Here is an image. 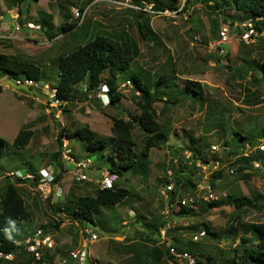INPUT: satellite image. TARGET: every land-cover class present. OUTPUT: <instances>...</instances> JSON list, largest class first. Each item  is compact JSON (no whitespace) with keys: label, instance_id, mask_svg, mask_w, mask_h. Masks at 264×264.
<instances>
[{"label":"rangeland","instance_id":"rangeland-1","mask_svg":"<svg viewBox=\"0 0 264 264\" xmlns=\"http://www.w3.org/2000/svg\"><path fill=\"white\" fill-rule=\"evenodd\" d=\"M140 1L138 6L134 0H26L21 6L22 12H19L10 0H0V53L35 63L44 71L42 81L38 83L40 87L31 89L16 86L12 79L0 72V137L11 143L20 129L32 131V138L24 149L10 146L6 156L0 160V195L7 180L14 182L32 213L31 221H22L16 227L19 231L22 228L20 232L27 236L42 227L54 243L52 248L43 251L48 256L46 262L32 260L29 263L26 253H23L14 255L11 260L2 259L0 264H76L69 258V252L81 243L85 227H90L97 235L88 246L92 264H174L164 253L161 256L145 255V260L140 261V255L135 256V252L159 245V235L151 234L144 224L155 223L160 227L165 219L162 211L168 203L162 191L166 182H160V179L168 181L167 170L172 161L176 167L179 160L183 161L184 154L189 153L190 137L196 139L197 145L203 146L201 149L207 145L210 150L212 145L217 146L219 149L215 153L207 150L210 157H221L222 145L237 142L234 132L250 137L249 142L245 140L240 144L247 142L246 150L250 148L248 143L257 149L264 145V82L260 70L248 64L252 59L264 62V41L257 34L244 40L243 36L251 27L247 22L238 24L237 20L230 25L232 17L239 15L231 7V0H217L218 8L213 7L212 0H197L186 13H177L164 6L163 11L154 8V5L162 6L170 0ZM184 2L178 0L176 5L179 9ZM84 8L86 14L78 28H72L66 34L57 31L65 21L78 20L74 12H81ZM138 11L141 18L148 21V33L152 35L149 40L143 39L139 33ZM28 23L33 27H27ZM222 27L227 29V39L219 42ZM98 33L121 42L134 43L139 50L132 69L118 79L124 95L119 107L109 106L105 87L90 99H86L82 92L73 101L55 106L46 91L56 81L55 65L59 56ZM220 49H223L222 53ZM141 70L149 74L153 83L160 74L167 77L162 89L166 91L163 97L170 103L157 101L154 104L156 121L167 133V139L161 147L150 150L146 176L132 175L128 171L125 181L117 179L118 184L128 188L131 194L117 205L101 206L95 226L72 223L68 209L73 197L95 194L99 188V172L107 167L106 164L97 165L93 161L87 171L89 180L85 181L75 180L71 167H67L61 172L60 180L54 186L50 185L49 192L39 190L31 183L34 181L15 183L16 178L12 175L6 179L10 172L28 171L29 166L37 173V183H40L44 170L54 174L55 162L51 153L59 150L57 136L61 128L67 132L88 125L99 137L109 138L112 136L110 116L125 120L137 117L140 112L133 98L138 99L139 94L133 92L128 75ZM127 80L131 86L122 87L121 84ZM44 83L48 86H43ZM195 85L203 90V104L183 97L185 88ZM77 87L84 89L82 84ZM144 136L136 125L133 139L137 148L143 144ZM61 141V151L68 150L75 160L86 156L77 137L61 136ZM239 156L224 159L217 169H222V177L214 180L212 192L218 199L224 198L225 194L259 196L256 207L240 211L235 210L232 204L210 207L208 201L215 199L199 191L200 203L192 215L172 214L169 218L174 229L171 234L181 244L189 245L192 234L196 232L190 228H200L203 223L222 233L223 238L205 235L192 246L205 257L210 255V264H225L234 257L233 248L238 241L234 238L243 233L237 228V235L231 238L228 235L229 230L238 225L237 216L244 223H264V167L252 169L243 163L232 165ZM235 167L241 172H227V168ZM211 170L212 165L201 168L203 174ZM245 174L249 176L244 177ZM194 180L200 181L201 177L197 175ZM145 231L152 242L146 240ZM140 245H145V248Z\"/></svg>","mask_w":264,"mask_h":264},{"label":"trees","instance_id":"trees-1","mask_svg":"<svg viewBox=\"0 0 264 264\" xmlns=\"http://www.w3.org/2000/svg\"><path fill=\"white\" fill-rule=\"evenodd\" d=\"M10 1L13 5L17 6L19 12H22L21 6L26 0ZM33 1L37 2L39 0ZM170 1L162 6L156 4L154 8L163 11L164 9L162 7L164 6L166 9H171L177 13H186L197 0H185L180 9L179 5H176L178 0ZM212 1L214 4L213 7L218 8L220 5L219 2L217 0ZM134 2H137L136 5L138 6L141 5V3H139L141 2L140 0H134ZM230 5L239 12V15H234L232 20L229 21L230 25H233L237 20L240 22L238 24L247 22L248 25L250 24L252 26L251 29L253 32L251 35H260V40L264 41V0H231ZM136 15L138 18L137 27L140 35L143 39L146 38L149 40L152 38V35L148 33L149 24L147 19L141 18L139 11ZM80 25L78 20L72 22L65 21L58 27L57 31L66 34L67 31L72 28H78ZM248 30H250V27ZM138 54L139 50L134 43L128 41L121 42L110 36L99 33L91 35L83 44H77L73 50L68 53H62L59 56L55 65L56 81L52 85V88L55 89L54 99L64 104L73 101L75 96L82 92L87 99L96 95L104 86L106 88L109 106L119 107L120 100L124 98V95L119 88L118 79L122 77V74L125 73L126 75L127 71L132 69V63ZM252 60L248 62V64H253L255 68L260 70L261 80L264 82V62ZM0 72L8 79L15 80L21 77H28L37 82L42 81L44 75V71L35 63L20 60L2 53H0ZM128 76H130L132 82L133 92L139 94L138 99L135 100L133 98L136 107L139 109V115L127 120L122 117L110 116L112 120V136L109 138L99 137L97 132L90 129L88 125L67 132L64 128H61L57 136L59 150L51 153L52 160L55 162L51 185L54 186V184L60 180L61 172L65 171L68 167L62 160L61 136L66 138L77 137L86 151V156H83V158H89L92 163L94 161L97 165L100 163H103V165L106 164L107 167H104V169L114 173L117 179L123 178L125 181L127 179L125 174L128 171H130L132 175L139 174L141 176H146L145 173L148 170L150 150L154 147H161L167 139V133L156 121V111L154 107L157 101H161L167 105L170 103V101L163 97L166 91L162 89V87H164L162 84L167 77L166 75L160 74L153 83L150 80L149 74L143 70L140 72H131ZM79 84L84 85V89L82 87L79 89L77 87ZM183 92V97L187 96L202 104L205 102V95L199 85L186 87ZM175 101L176 100H173V102ZM136 125L145 134L144 142L140 148H137L138 146L133 139V128ZM233 135L237 142L232 141L222 145L223 155L221 157L218 155L210 157V153H208L210 146L207 145L208 149L207 147L201 149L203 146L199 143V145H197L196 139L190 137V142L192 143L189 151L190 156L188 158L184 156L183 161L179 160L178 165L176 161V167L174 166V161H172L173 163L170 164L169 167L173 170V189L168 191L169 202H176L183 194H195L197 192L194 184V179L197 176V167L195 166L197 160L203 164L209 163L210 160H218L221 165L224 159L240 154L232 165L243 163L244 165H250L252 168L251 162L253 160H258L261 166L264 167V151L257 149L255 145H251L250 143H248L250 148L245 151L247 142L244 145L240 144L245 140L249 142L250 137L248 135H243L241 132H234ZM31 138L32 131L29 129H20L11 143H8L5 139L0 137V160L6 156L7 149L10 146L17 150L24 149ZM244 152H247V155H244ZM97 168L101 169V167ZM233 170L234 173L241 172V169L236 167L235 169L233 168ZM19 171L23 177H16L15 183L34 181V183H31L37 186V173L34 171L33 167L29 166L28 171ZM26 172H29L30 177H26ZM222 174V169H219L210 175L209 182L211 191H213L215 186L214 180L220 179ZM247 176L249 175H244V177ZM9 177V175H6V179ZM162 181L167 182V179H160V182ZM130 194L131 191L119 185L116 180L111 188L101 189L99 187L94 195L73 197L70 201L72 205L68 209L71 221L72 223L85 224L86 226H95L97 221L96 214L100 212L101 206L117 205L123 202ZM258 197L259 196L253 197L245 195L231 196L225 194L224 198L221 197L222 199L217 198L213 201L209 200L208 205L210 207H219L223 204H232L235 210L240 211L245 208L256 207L258 205ZM199 200L200 199H197L193 206H180L179 209H174L172 214L181 216L192 215L194 208L200 203L198 202ZM31 219L32 213L26 205L18 187H16L14 182L7 180L3 192L0 195V251L3 253H14L19 256L26 253L23 249L19 251L18 246L14 243L16 240L27 237L26 234L20 232L22 228L19 231L16 225L22 221L29 222ZM236 222L238 225L229 230L230 235H228V238L237 235V228H240L243 234L238 238H234L238 239L233 248L235 255L225 264H264V223H244L241 221L240 216L236 217ZM166 223L167 219H163L160 227H164ZM144 225H146V229H148L151 234L157 233L160 236L159 225L155 223H145ZM57 227L58 224L55 225V228ZM85 228L89 229L90 227ZM201 228L206 231V237L209 236L214 239L223 238L222 233L212 229L206 223H203L200 228L196 227L190 229L198 231ZM42 229L44 230V228ZM89 230L92 231L91 229ZM173 231V228L167 230L168 234L171 235L173 239V243L171 244L172 247L182 250L186 249L194 254L196 257V264H210V255H206L205 257L204 253L201 251L193 250L192 246L195 244L194 241H190L189 245L179 243V240L171 234ZM144 233H146V240L152 242L153 239L147 236L148 232L145 231ZM140 246L145 248V245ZM163 253L168 259L174 260L173 256L169 254V247L163 242L159 243L158 246L148 247L146 251L135 252V256L140 255L138 259L143 261L146 258L145 255L161 256ZM237 254H240L238 258L235 257ZM47 257V254L43 252L37 263L46 262ZM69 258L71 259L70 256ZM26 259L29 263L34 260L27 254ZM0 261L3 260L0 259Z\"/></svg>","mask_w":264,"mask_h":264},{"label":"built area","instance_id":"built-area-1","mask_svg":"<svg viewBox=\"0 0 264 264\" xmlns=\"http://www.w3.org/2000/svg\"><path fill=\"white\" fill-rule=\"evenodd\" d=\"M85 14H86V8H84L81 12L79 10H75V12H74V16L76 18H78L79 23L83 21ZM248 26H251V25L249 24ZM27 27L32 28L33 25L32 24L29 25V23H28ZM251 27H250V30L248 31V33L243 36L245 41L248 40V37L253 32ZM35 28L38 29L39 27L36 26ZM226 32H227V29L225 27H222L220 29V31H219V34H220L219 42L226 41V39H227ZM219 51H221V53H222L223 49H220ZM13 81H14V84L16 86H20V87H23L26 89H31L32 87L37 88L39 86L38 85L39 82H37L31 78H28V77H21V78L15 79ZM43 86L47 87L48 85L47 84L45 85V83H44ZM121 86L122 87L131 86L130 81L127 80L125 83H122ZM48 88L49 89L46 91V94L50 97L53 104L55 106L63 105L62 102H60L57 99H54L55 89L50 88L49 86H48ZM99 92H101V91H99ZM105 93H106V90H105ZM105 96H106V101L108 103L107 95L105 94ZM258 147L260 148V150L264 151V145L263 144L259 145ZM218 149L219 148L217 146L212 145L210 151H211V153H215L218 151ZM68 152L69 151L66 149L61 151L62 160L64 163H66V165H68V167H71L70 172H71L72 176L74 177V179L77 181L89 180L88 175H87V171L92 166L91 159L81 158L79 160H75L71 155H69ZM244 155H247V152H244ZM184 156H185V158H188L190 156V153L186 152L184 154ZM175 163H176V161H175ZM210 165H212V170L209 173L204 172V174H203L201 172V168L209 167ZM195 166L197 167L196 173H197V171H199L197 173V175L201 177L200 181L194 180V184H195V187L197 189V192L203 191L204 193H206L207 197H209L211 199H217L218 197L214 198V193L211 191L209 180H210V175L220 167L219 161L218 160H210L209 163L203 164L199 160H197ZM251 166L253 169H259L262 167L261 163L258 160H253L251 162ZM227 172L229 174H232V173H234V170H233V168L232 169L227 168ZM27 174H26V177L27 176L30 177V175L29 174L27 175ZM167 174H168V181L166 182L165 187L163 188V191H162V195L165 197V199L168 203V204H166L165 209L162 211V214L164 215L165 219H167V223L160 231L159 243L163 242L167 247H169V254L172 255L174 258V260H170V261H172V263H174V264H196V257L194 254H192L191 252H189L186 249H183V250L182 249H176L175 247L171 246V244L173 243V239H172L171 235L168 234L167 230L171 229L173 227L172 221H170V219H169L173 213V210L179 209L180 206H185V207L193 206L195 204V202L197 201V199L199 198V194L197 192L195 194H188L187 193V194H184L183 196H181L180 199H177L176 202H173V203L169 202L168 201V197H169L168 191H171L173 189V182L171 181V177L173 175V170L171 168H168ZM7 175H9V176L12 175L15 178L16 177H23L19 170H17L16 172L12 171ZM52 180H53V173L47 172L44 170V173H43L42 177L40 178V183H37L38 189L43 191V192L45 190H47L49 192V188H50ZM116 180H117V176L114 173H111L110 171H108L106 169H102L99 172V179H98L97 183H99V187L101 189L111 188ZM58 195H60V193H58ZM205 235H206V231L203 228H201L192 234L191 240L194 242H197L202 237H204ZM96 236H97L96 233H93L92 231H90L87 228L82 230L81 243L79 244L78 247L74 248L73 250H71L69 252V256L71 257V259L74 260V262L76 264H92V260L90 259V255H89L88 246L96 239ZM14 243L16 246H18L19 251L23 249L26 252V254L28 256L32 257L34 260H39L43 251L52 248L54 245L51 235L49 233H47L46 231H44L42 228L37 229L30 236H27L23 239L14 241ZM14 255H15L14 253H3L2 251H0V259L11 260Z\"/></svg>","mask_w":264,"mask_h":264}]
</instances>
